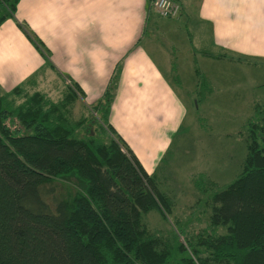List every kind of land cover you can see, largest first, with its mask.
<instances>
[{
    "label": "trees",
    "instance_id": "16d2710c",
    "mask_svg": "<svg viewBox=\"0 0 264 264\" xmlns=\"http://www.w3.org/2000/svg\"><path fill=\"white\" fill-rule=\"evenodd\" d=\"M78 90L0 94V264H264V120L207 224L163 241L142 214L168 201L108 123L112 87L75 118Z\"/></svg>",
    "mask_w": 264,
    "mask_h": 264
},
{
    "label": "rangeland",
    "instance_id": "374dc122",
    "mask_svg": "<svg viewBox=\"0 0 264 264\" xmlns=\"http://www.w3.org/2000/svg\"><path fill=\"white\" fill-rule=\"evenodd\" d=\"M11 15L27 42L21 44L16 36L14 44L10 43L8 52L13 60L4 62L7 68L0 65V73L7 69L15 72L16 80L12 82L10 77L0 84V94L14 82L32 79L36 89L48 97L58 96L70 84L69 77L59 72L38 32L35 34L14 12ZM191 21L192 17H183L179 25L187 28L186 34L195 36L193 23L190 28L187 24ZM173 31L176 35L170 30H157L155 35L162 47L172 43L185 48L183 30ZM239 59L241 62L224 60L218 66L209 63L208 83H202L187 68L181 73L180 84L171 82L175 97L166 106L136 105L130 100L133 90L112 87L108 122L168 201L166 211L161 208V212L149 210L142 214L144 224L163 241H170L172 233L195 234L207 224L210 194L222 189L240 169L247 143V120L257 124L264 120V86L256 85L264 82V64L260 58ZM101 94L99 88L78 90L71 115L78 117L83 112L81 105H92Z\"/></svg>",
    "mask_w": 264,
    "mask_h": 264
},
{
    "label": "crops",
    "instance_id": "0c3cea01",
    "mask_svg": "<svg viewBox=\"0 0 264 264\" xmlns=\"http://www.w3.org/2000/svg\"><path fill=\"white\" fill-rule=\"evenodd\" d=\"M175 1L180 7L175 18L156 17L150 0H17L14 16L38 32L42 46L72 86L99 88L102 93L108 86L131 89L130 100L136 105H168L175 97L171 82L180 84L181 73L189 68L202 83H208L211 62L218 66L224 60L241 62L239 58L248 57L260 58L264 64V0ZM0 15H4L0 65L6 67L4 62L13 60L10 43L14 44L16 36L21 44L26 40L3 3ZM183 17H192L187 24L190 28L193 23L195 36L179 25ZM174 29L183 30L185 48L172 43L162 47L155 35L157 30L176 35ZM2 73L0 84L10 77L16 80L15 72ZM17 85L36 89L34 80L26 79L14 82L7 91ZM256 85L264 86V82Z\"/></svg>",
    "mask_w": 264,
    "mask_h": 264
},
{
    "label": "built area",
    "instance_id": "2783aa9c",
    "mask_svg": "<svg viewBox=\"0 0 264 264\" xmlns=\"http://www.w3.org/2000/svg\"><path fill=\"white\" fill-rule=\"evenodd\" d=\"M150 8L158 17L175 18L180 7L175 0H150Z\"/></svg>",
    "mask_w": 264,
    "mask_h": 264
}]
</instances>
